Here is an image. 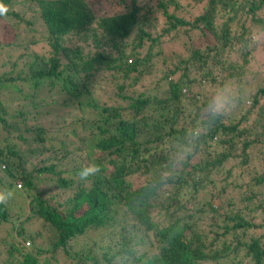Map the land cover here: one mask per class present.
<instances>
[{
    "label": "trees",
    "instance_id": "16d2710c",
    "mask_svg": "<svg viewBox=\"0 0 264 264\" xmlns=\"http://www.w3.org/2000/svg\"><path fill=\"white\" fill-rule=\"evenodd\" d=\"M110 1L96 14L101 0H0V190L19 182L51 252L96 234L78 264H264V64L249 65L264 0ZM225 84L235 108L213 116ZM54 105L67 116L39 125ZM12 199L0 251L16 249Z\"/></svg>",
    "mask_w": 264,
    "mask_h": 264
},
{
    "label": "rangeland",
    "instance_id": "374dc122",
    "mask_svg": "<svg viewBox=\"0 0 264 264\" xmlns=\"http://www.w3.org/2000/svg\"><path fill=\"white\" fill-rule=\"evenodd\" d=\"M146 0H136L138 5H143ZM112 4H114L113 1L110 0H101V3L99 6L93 5V12L96 14H107V12L111 11L113 8ZM264 13V10H263ZM264 17V16H263ZM39 29H35L37 32ZM36 33L34 32H28L24 31L23 34L19 35V40H26L29 38H32ZM255 40H258L257 48L253 50V57L250 60V66L252 70H255V68L262 67L264 64V30L257 31V34L255 35ZM129 42H132V37L129 36L128 38ZM203 39H200L197 36L193 37L192 45L193 46H200L203 43ZM171 48L174 49L176 52L180 51L179 46L177 44H172ZM32 50L29 48L25 52H31ZM23 52V51H22ZM146 86V85H144ZM68 109L69 107H65ZM46 114L42 116L43 121H38L39 125H42L43 127H53L56 125V123H60L61 120L59 118H64L67 116L65 109L63 106H51L49 108H46ZM57 116V117H56ZM68 118V117H66ZM2 136L0 135V138ZM260 160L255 159L253 161V164H259ZM131 182L133 185L136 184L139 179L136 178V176L130 177ZM52 179H49V176H44V179L42 180L45 182V184L40 185V190L42 191V198L47 199L48 196L55 195L56 200L59 201L58 196L59 194L56 193L57 189L56 186L50 185L47 182L51 181ZM237 184L241 182L240 179H236ZM14 190L16 193L13 195L14 202L17 205V210L13 209L12 212L14 214L13 217H11V220H9L10 227L12 228V232L9 233L8 236H11L13 247L16 248L14 251L11 250H1L0 251V264H17L18 261L21 260V255L26 252H30L33 255H35L36 259L39 260V263L42 264L44 260H47L48 264H78L81 261L79 260L80 252L83 250H86L90 246H92V243L96 241V234L94 233H88L84 236H79L75 239H72L68 242H66L65 246L63 248L57 247L53 252L50 251L51 244L53 242L52 234L51 232L42 224L41 221L29 218V209L26 205V198L24 197V200H18L17 192L19 193L20 190L19 182L14 181ZM39 190V191H40ZM40 191V192H41ZM67 197L66 194H64V199ZM49 204L53 205L52 202H48ZM60 210H65V207L61 208ZM23 223L26 227V229L23 231V233L20 235H15V231H17L16 227L17 225ZM100 234H98V237ZM8 249V248H6ZM11 252V255L8 254V252ZM241 253V252H240ZM243 264H248L243 263Z\"/></svg>",
    "mask_w": 264,
    "mask_h": 264
},
{
    "label": "clouds",
    "instance_id": "9594fccd",
    "mask_svg": "<svg viewBox=\"0 0 264 264\" xmlns=\"http://www.w3.org/2000/svg\"><path fill=\"white\" fill-rule=\"evenodd\" d=\"M7 11L3 4H0V14H5ZM237 89L231 84H225L217 91L211 98V102L208 105V110L213 116H226L235 108V96ZM191 135L199 137L200 131L193 130ZM179 162V161H177ZM99 171V166L92 164L83 167L79 170L78 176L81 180H87L91 175H95ZM13 197V192L8 189L0 190V203H6Z\"/></svg>",
    "mask_w": 264,
    "mask_h": 264
}]
</instances>
